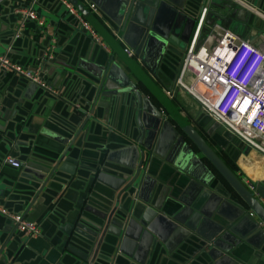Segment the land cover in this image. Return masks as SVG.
I'll return each instance as SVG.
<instances>
[{"label": "crops", "instance_id": "crops-1", "mask_svg": "<svg viewBox=\"0 0 264 264\" xmlns=\"http://www.w3.org/2000/svg\"><path fill=\"white\" fill-rule=\"evenodd\" d=\"M175 1L178 2L170 0ZM237 1L250 10L228 1L231 8L240 7L246 15L241 20L233 18L224 26L242 37H246L252 28V31L264 33V0ZM189 2L195 5L196 16L206 4V0H185L183 10L186 12L190 11L185 7ZM28 8L44 21L43 28L27 20L19 27L18 12ZM102 18L103 22L106 21ZM167 24L166 18H160L159 27L165 28ZM51 43L53 48L49 51ZM0 55L22 68H39L41 81L58 93L57 98L52 97L11 73L0 72V207L20 214L27 221L38 224L40 229V237L25 239L6 218L0 216V264H90L92 255L94 257L92 247L90 252L89 246L83 249L89 244V233L94 232L96 226L105 224L111 207L119 205L114 202L115 194L95 180L92 168L96 164L102 168L98 161L105 164L102 158L108 152L120 153L118 158L127 160L128 154L121 156L122 148L130 145L140 150L138 143L144 130L142 127L151 124L153 114L145 113L142 117L129 93L93 98L95 85L92 76L110 55L109 49L105 51L93 43L56 0H0ZM166 65L150 75L160 91L170 89L175 79V72L168 63ZM137 88L165 120L172 121L144 89L138 85ZM171 102L179 113L174 118H178L179 124L187 123L196 128L194 119H200L202 126L208 123L209 119L185 93L177 92ZM74 105H78L79 110H75ZM88 116L90 118L84 126L77 127L76 124L84 122ZM214 125L216 128L206 129L208 134L201 132L203 138L216 152L218 149L234 161L241 181L254 185V198L264 207V172L252 168V162L264 165V158L253 152L244 153L237 141L224 131L223 134L217 133V125ZM79 128L81 130L64 158L66 163L73 161L74 174L67 175L64 185H54L52 189L46 185L34 199L39 184L32 183L33 188L29 186L31 175L23 173V163L26 160L40 163L43 157L57 155L64 149L58 145L59 139L74 138ZM148 158H144L140 167L146 183L143 186L139 182L135 184L136 196L124 206L126 210L132 202L142 200L148 206L159 204L164 215L186 209L189 213L186 216L190 217L191 212L209 206L212 193L217 194L207 188L199 190V184L189 182L170 165L154 157L148 162ZM7 159L22 166L13 168L5 163ZM106 165L107 174L114 177L119 178L121 172L126 171L113 162ZM217 181L214 189L221 194L229 193L230 198L235 199L218 177ZM251 218L259 225L254 216ZM220 222L221 219L212 214L211 220L206 218L195 223L194 230L184 239L176 230H163L159 232V238L147 241L139 237L122 243L121 234L113 238L105 232L107 243L100 245L91 264H201L200 252L195 254V249L197 241L203 240L194 231L213 232ZM117 228L119 230L120 226ZM242 233L243 236H232V244L219 241L221 247L230 248L231 264H264V236L254 237L256 231L244 230ZM206 246H213L212 241ZM75 253L86 257L85 261L77 259Z\"/></svg>", "mask_w": 264, "mask_h": 264}, {"label": "water", "instance_id": "water-1", "mask_svg": "<svg viewBox=\"0 0 264 264\" xmlns=\"http://www.w3.org/2000/svg\"><path fill=\"white\" fill-rule=\"evenodd\" d=\"M66 1L96 33L110 52L105 62L93 73L92 78L95 85L93 98L95 97L96 100L102 95L117 96L121 94L124 96L129 93L135 99L137 108L143 114L142 117L145 116V113L153 114L151 124L147 126L143 124L144 130L141 131V141L138 143V146L141 147L140 150L130 145L124 147L126 149L122 148L121 156L124 157L128 154L127 160L123 158L120 160L118 158L120 153L108 152L102 158L105 164L98 161L99 164H102V168L97 167V164L92 168L95 180L115 194L114 202L119 205L111 207L112 209L105 217V224L96 226L94 232L89 233V244L84 245L83 249L89 246L88 252H90L92 247L95 257L100 245L107 243L104 238L105 232L113 238L121 234L122 243L129 239L138 240L139 237L147 241L159 238V232L163 230L167 232L176 230L184 239L189 236L190 231L194 230L195 223L200 220L203 222L206 218L211 220L212 214H215L221 219L218 228L215 227L213 232L206 234L200 232V229L194 231L203 240L197 241L198 246L195 249V254L200 252L201 264H205V262L206 264H231L230 248L221 247L219 241L231 243L232 236L236 234L243 236L244 230L247 232L256 231L254 237L264 236V207L226 167L220 158V150L216 152L203 138L201 132L208 134L206 129L211 126L216 128L215 123L209 120L205 126H202L199 122L200 119H194L197 129L187 123L179 124L178 118L174 119L176 114L179 115L178 111L150 79V75L161 71L162 65L167 66V63L176 75L197 18L194 15L195 5L190 2L189 5L186 3L185 7L190 10L186 12L183 10L185 0L175 1L176 3L170 2V0ZM86 4H93L97 11L91 13ZM205 7L207 8L205 25H210L213 22L227 25L231 19L241 20L246 15V12L240 7L231 8L226 0L220 3H217L216 0H206ZM102 16L106 21L103 22ZM171 17L173 20L170 22ZM160 18L167 19L168 24L165 28L158 26ZM114 34H117L120 41L114 37ZM125 49L130 51V56L124 52ZM137 85L154 99L172 121L165 120L164 115L152 106L149 98L140 93ZM89 118L90 116L86 117L84 122L77 123V127L81 126L82 128ZM81 128L74 138L59 139L58 145L64 149L60 153L55 152L58 153L57 155L43 157L40 163H35L32 160H26L23 163L25 164L23 173L31 175L29 186L33 188L32 183L39 184L34 199L46 185L50 189L54 188V185H64L67 175L74 174L73 163H71L73 161L66 163L64 158L70 151ZM216 132L224 133L223 129L218 126ZM242 151L246 153L248 150L244 148ZM218 153L220 154L218 155ZM150 157L170 165L189 182L199 184L197 185L199 190L207 188L216 192V195L211 194L209 200L212 202L208 204L209 206L196 213L191 212L193 215L190 217L186 216L189 215L186 209L164 215L161 213L159 204L154 203L148 206L142 200V202L140 200L132 202L129 209L126 210L124 206L132 197L136 196L135 184L139 182L143 186L146 183L143 182L145 177L143 179L141 177L144 173L140 172V167L144 158H148V162H152ZM107 162H113L126 171L121 172L119 178L109 175L105 169V166L108 167ZM215 175L232 191L235 199L230 198L229 193L221 194L214 189L218 183ZM137 198L139 199L138 195ZM183 206L186 205L183 203ZM249 214L256 218L259 225ZM236 222L237 225H234ZM119 226V230L116 229ZM210 241L213 246L207 248L206 243ZM75 257L83 261L86 258L76 253ZM92 257L89 261L90 264L94 260Z\"/></svg>", "mask_w": 264, "mask_h": 264}, {"label": "built area", "instance_id": "built-area-1", "mask_svg": "<svg viewBox=\"0 0 264 264\" xmlns=\"http://www.w3.org/2000/svg\"><path fill=\"white\" fill-rule=\"evenodd\" d=\"M98 47L108 51L89 25L76 13L66 0H56ZM250 10L241 1L228 0ZM91 13L96 9L87 5ZM20 26L24 21H32L43 28L44 21L38 19L31 8L18 12ZM207 8L200 9L189 41L183 53L175 79L168 90L162 91L168 100L176 93H185L198 106L200 113L212 120L218 127L242 148L264 158V33L253 28L246 37L213 22L205 25ZM250 33L252 35H250ZM114 37L120 41L117 34ZM53 44L49 47L52 50ZM124 52L130 56L127 49ZM260 70L254 78L256 70ZM0 72H7L23 79L36 88L57 98L58 93L39 78V68H22L10 63L0 55ZM79 110L78 105H74ZM6 164L20 168L22 164L7 159ZM244 187L254 194L252 183L241 181ZM0 216L6 218L15 231L25 239L40 237L39 225L29 222L20 214L7 212L0 207Z\"/></svg>", "mask_w": 264, "mask_h": 264}, {"label": "trees", "instance_id": "trees-1", "mask_svg": "<svg viewBox=\"0 0 264 264\" xmlns=\"http://www.w3.org/2000/svg\"><path fill=\"white\" fill-rule=\"evenodd\" d=\"M220 158L222 159L226 167L238 178V180L241 181L240 176L238 174V169L235 166L234 161L223 153H221Z\"/></svg>", "mask_w": 264, "mask_h": 264}, {"label": "bare ground", "instance_id": "bare-ground-1", "mask_svg": "<svg viewBox=\"0 0 264 264\" xmlns=\"http://www.w3.org/2000/svg\"><path fill=\"white\" fill-rule=\"evenodd\" d=\"M252 167L256 172H259L260 170L264 172V165L259 164L258 162H252Z\"/></svg>", "mask_w": 264, "mask_h": 264}, {"label": "clouds", "instance_id": "clouds-1", "mask_svg": "<svg viewBox=\"0 0 264 264\" xmlns=\"http://www.w3.org/2000/svg\"><path fill=\"white\" fill-rule=\"evenodd\" d=\"M259 72H260L259 69L255 71V73H254V78H255L256 76H258Z\"/></svg>", "mask_w": 264, "mask_h": 264}, {"label": "rangeland", "instance_id": "rangeland-1", "mask_svg": "<svg viewBox=\"0 0 264 264\" xmlns=\"http://www.w3.org/2000/svg\"><path fill=\"white\" fill-rule=\"evenodd\" d=\"M217 151H218V149H217Z\"/></svg>", "mask_w": 264, "mask_h": 264}]
</instances>
